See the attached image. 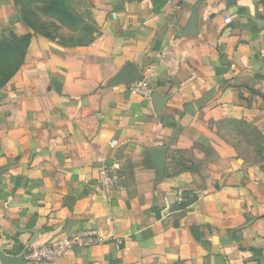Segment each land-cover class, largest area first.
Returning a JSON list of instances; mask_svg holds the SVG:
<instances>
[{
  "label": "crops",
  "instance_id": "0c3cea01",
  "mask_svg": "<svg viewBox=\"0 0 264 264\" xmlns=\"http://www.w3.org/2000/svg\"><path fill=\"white\" fill-rule=\"evenodd\" d=\"M71 6L94 30L84 47L34 35L0 0V40L32 34L0 88V251L94 233L54 264H264V0ZM136 76L149 100L130 95ZM103 166L119 177L110 197ZM193 189L208 195L163 217Z\"/></svg>",
  "mask_w": 264,
  "mask_h": 264
},
{
  "label": "trees",
  "instance_id": "16d2710c",
  "mask_svg": "<svg viewBox=\"0 0 264 264\" xmlns=\"http://www.w3.org/2000/svg\"><path fill=\"white\" fill-rule=\"evenodd\" d=\"M12 1L15 6L19 7L21 22L33 31L34 35L42 36L52 42L57 40L54 35L48 32L46 27L35 24L33 19L35 14L25 7V0ZM41 12L54 19L60 26L75 33L73 36L65 37L61 41L57 40V44L84 47L93 40V28L89 24H85L74 11L71 0H48L41 8ZM31 38V33L19 37L11 34L9 38L0 40V88L22 67Z\"/></svg>",
  "mask_w": 264,
  "mask_h": 264
},
{
  "label": "built area",
  "instance_id": "2783aa9c",
  "mask_svg": "<svg viewBox=\"0 0 264 264\" xmlns=\"http://www.w3.org/2000/svg\"><path fill=\"white\" fill-rule=\"evenodd\" d=\"M141 0H122L127 5ZM115 17V13L112 14ZM130 95L142 100H149L152 90L148 79L142 78L129 84ZM115 140L110 142V147H115ZM97 186L100 193L110 197L120 190L119 177L114 169L103 166L97 172ZM208 195L207 190L193 189L187 193L182 191L174 196L173 201L169 204L168 198H165V207L162 209V215L165 217L170 214L173 206L182 208L189 201H197ZM164 214H166L164 216ZM102 240L94 233H75L73 235L62 234L55 237L51 242L33 247L23 255L27 264H54L66 252L77 248H89Z\"/></svg>",
  "mask_w": 264,
  "mask_h": 264
},
{
  "label": "water",
  "instance_id": "95a60500",
  "mask_svg": "<svg viewBox=\"0 0 264 264\" xmlns=\"http://www.w3.org/2000/svg\"><path fill=\"white\" fill-rule=\"evenodd\" d=\"M198 7V6H197ZM197 7L195 8L194 12H193V17H192V23L189 26V30L188 33L192 34L194 32H196V26H197ZM141 77L140 76H136L135 78L131 79V80H127L124 83L129 82L130 84L133 82H136L138 80H140ZM154 95V93H153ZM165 152H166V148H158V149H154L150 151V155L151 158L153 159V164L156 168V170L159 172V174H161L163 172L164 169V164H165ZM0 263L1 264H27L24 260V257L22 255L19 256H9L4 254L2 251H0Z\"/></svg>",
  "mask_w": 264,
  "mask_h": 264
},
{
  "label": "rangeland",
  "instance_id": "374dc122",
  "mask_svg": "<svg viewBox=\"0 0 264 264\" xmlns=\"http://www.w3.org/2000/svg\"><path fill=\"white\" fill-rule=\"evenodd\" d=\"M48 2V0H25V7L34 12V22L37 26H44L48 32L54 35V37L61 41L65 37L73 36L70 33H66L62 26H60L54 19L44 15L41 12V8Z\"/></svg>",
  "mask_w": 264,
  "mask_h": 264
}]
</instances>
